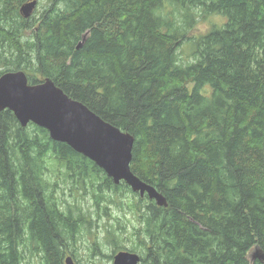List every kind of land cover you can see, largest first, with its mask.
Wrapping results in <instances>:
<instances>
[{
  "label": "trees",
  "instance_id": "trees-1",
  "mask_svg": "<svg viewBox=\"0 0 264 264\" xmlns=\"http://www.w3.org/2000/svg\"><path fill=\"white\" fill-rule=\"evenodd\" d=\"M28 1L0 0V75L51 79L131 134L132 172L168 207L144 206L45 128H23L1 111L0 264L34 252L43 264H64L66 242L92 223L55 196L62 168L81 190L103 175L91 192L97 205L99 190L132 195L111 202L135 215L143 262L264 264L256 257L264 254V0H40V18L24 19ZM210 15L227 21L189 36ZM191 41L194 60L182 64Z\"/></svg>",
  "mask_w": 264,
  "mask_h": 264
},
{
  "label": "water",
  "instance_id": "water-1",
  "mask_svg": "<svg viewBox=\"0 0 264 264\" xmlns=\"http://www.w3.org/2000/svg\"><path fill=\"white\" fill-rule=\"evenodd\" d=\"M36 5V0L25 3L20 9L23 17H30ZM4 110L12 111L23 128L30 123L45 128L54 141L66 143L95 162L116 184L124 181L141 197L147 195L158 206L168 207L164 194L131 170L135 138L68 96L51 79L30 84L24 71L3 73L0 76V112ZM256 257L264 262V254ZM141 262L142 257L134 252L120 251L114 256V264ZM65 264L75 262L67 257Z\"/></svg>",
  "mask_w": 264,
  "mask_h": 264
},
{
  "label": "rangeland",
  "instance_id": "rangeland-1",
  "mask_svg": "<svg viewBox=\"0 0 264 264\" xmlns=\"http://www.w3.org/2000/svg\"><path fill=\"white\" fill-rule=\"evenodd\" d=\"M37 1V6L30 17L24 18L20 10V14L24 19L40 18L44 7L39 4L40 0ZM226 21L227 18L222 15H210L207 18H199L195 27L189 32V36L206 34L214 26L217 28L222 27ZM28 34H32V31L28 30L27 37H29ZM194 52L195 43L191 41L186 45L184 51L180 52V62L182 64L192 62L194 59L190 55ZM3 70L6 71L7 67L1 66L0 71ZM53 177L56 180L58 179V185L55 187V196L58 197V200L60 199V203L64 205V208L70 205L75 212H79L78 209L80 208L87 215L86 219L89 218L92 221V223L83 226L81 232L76 234L77 240L72 242L73 246L70 245V241L66 242L65 258L72 257L75 264H114V256L120 251H130L134 248L137 249L135 253H138L141 257L145 254L146 250L144 251L137 239L133 237V225L137 224L135 215L129 210H120L111 202V200H114L128 203L132 198L130 193L123 188L112 192L99 190L98 195H103L105 200L97 205V200L91 192H96L97 186L103 183L104 177L102 174L96 177V181L93 184L94 188L91 182L88 181L86 190L77 189L76 184L71 183L69 178H67L63 168L62 170L55 169ZM136 196L138 200L140 198L143 199L144 206L148 204L149 200L151 201L147 195L141 197L138 193ZM42 256H45V254L41 252L27 253L23 258L22 264H43ZM141 264L149 263L148 261H142Z\"/></svg>",
  "mask_w": 264,
  "mask_h": 264
},
{
  "label": "bare ground",
  "instance_id": "bare-ground-1",
  "mask_svg": "<svg viewBox=\"0 0 264 264\" xmlns=\"http://www.w3.org/2000/svg\"><path fill=\"white\" fill-rule=\"evenodd\" d=\"M34 1V0H33ZM37 1V0H36ZM30 2H32V1H30ZM27 3H29V2H27ZM37 3H38V1H37ZM37 6V5H36ZM89 33H90V31L88 30L86 33H84L83 35H82V40L78 43V45H77V49L79 50V49H81L83 46H84V44H85V42H86V40H87V37L89 36ZM85 35H87L86 36V39H84V36ZM80 44H82L81 45V47H79V45ZM226 57V56H225ZM47 80V79H46ZM92 161V160H91ZM102 169V168H101ZM105 172V171H104ZM106 173V172H105ZM107 174V173H106ZM108 175V174H107ZM108 177H110L109 175H108ZM110 178H112V177H110ZM112 180H113V178H112ZM113 182H114V180H113ZM122 182H124V181H121L119 184H121ZM115 183V182H114ZM119 184H116L115 183V185H119ZM66 259V258H65Z\"/></svg>",
  "mask_w": 264,
  "mask_h": 264
},
{
  "label": "clouds",
  "instance_id": "clouds-1",
  "mask_svg": "<svg viewBox=\"0 0 264 264\" xmlns=\"http://www.w3.org/2000/svg\"><path fill=\"white\" fill-rule=\"evenodd\" d=\"M1 76V75H0Z\"/></svg>",
  "mask_w": 264,
  "mask_h": 264
}]
</instances>
